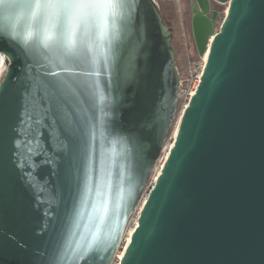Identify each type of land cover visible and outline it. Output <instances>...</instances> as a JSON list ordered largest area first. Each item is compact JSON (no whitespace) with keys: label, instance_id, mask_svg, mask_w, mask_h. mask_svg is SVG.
<instances>
[{"label":"water","instance_id":"water-1","mask_svg":"<svg viewBox=\"0 0 264 264\" xmlns=\"http://www.w3.org/2000/svg\"><path fill=\"white\" fill-rule=\"evenodd\" d=\"M191 2L206 62L120 264H264V0ZM0 24L27 28L21 10ZM83 31L82 63L0 43V264H108L170 133L179 74L155 0H129L102 47Z\"/></svg>","mask_w":264,"mask_h":264},{"label":"snow or ice","instance_id":"snow-or-ice-1","mask_svg":"<svg viewBox=\"0 0 264 264\" xmlns=\"http://www.w3.org/2000/svg\"><path fill=\"white\" fill-rule=\"evenodd\" d=\"M229 3L235 4L236 0H229ZM128 6L129 0H0V10L10 18L16 15L17 10H21L23 18L27 21L26 30H18L13 26L12 30L8 31L0 24V43L8 40L25 51L30 45L39 44L45 49H57L66 53L70 63H82L83 60L73 54L81 47L91 51L85 44L83 30L87 28V37L95 38L102 47L109 22L114 23ZM215 39L213 37V40ZM62 71L71 72L72 69L64 67ZM50 75L55 76L56 73ZM87 75L95 76L99 73L93 71ZM3 83L0 81V122L10 106V100L2 89ZM44 87L46 91L51 89L47 95L51 111V105L58 98L56 90L59 84L49 82ZM3 182V172L0 169V190L3 188Z\"/></svg>","mask_w":264,"mask_h":264},{"label":"built area","instance_id":"built-area-1","mask_svg":"<svg viewBox=\"0 0 264 264\" xmlns=\"http://www.w3.org/2000/svg\"><path fill=\"white\" fill-rule=\"evenodd\" d=\"M206 54L207 53L205 51L203 55H198L195 50L193 52L187 51L184 55L185 63H186L185 74L182 75L181 74L182 71L178 70L179 79H178L177 96H178V107L180 109V113L182 109L188 104V102L190 101L192 95L194 94L200 83L204 65L206 62V56H207ZM173 140H174V131L166 137L152 170V172H154V176L150 181H148V183H146L141 197L144 198L147 192L149 191V189L153 186L157 175L159 174V172L163 167L167 154L169 153V150L172 146ZM134 212L129 216L127 224L125 226V230L108 264H120L128 244L131 229L137 223L139 210L135 215Z\"/></svg>","mask_w":264,"mask_h":264},{"label":"rangeland","instance_id":"rangeland-1","mask_svg":"<svg viewBox=\"0 0 264 264\" xmlns=\"http://www.w3.org/2000/svg\"><path fill=\"white\" fill-rule=\"evenodd\" d=\"M155 2L159 7V10L161 12L162 17L164 18L165 23L172 27V32L174 33L172 44L175 52V64L177 66V69L182 71L181 74L184 75L186 71L184 55L187 51H195L190 30L189 17L184 15V11L182 8V0H155ZM226 7V5H220L216 29L219 27L223 19ZM179 114L180 109L179 107H177L169 134H171L175 130V124ZM153 176L154 172L151 173L148 181H150ZM142 200L143 197L140 198L134 215L137 214L141 206Z\"/></svg>","mask_w":264,"mask_h":264},{"label":"flooded vegetation","instance_id":"flooded-vegetation-1","mask_svg":"<svg viewBox=\"0 0 264 264\" xmlns=\"http://www.w3.org/2000/svg\"><path fill=\"white\" fill-rule=\"evenodd\" d=\"M216 7H217V5H215L213 3L211 4V6H210V8H211L210 9V14L212 13V11L217 9ZM182 8H183V11H184V15L189 17V24H190V30H191V18H192V15H193L192 14V9L193 8L198 9V6H197L196 2L192 3L191 0H182ZM218 15H219V12H218ZM218 15H217L216 21L218 19ZM169 27H171V26H169ZM173 37H174V33H173V36H172L171 44H172V41H173ZM172 46H173V44H172Z\"/></svg>","mask_w":264,"mask_h":264},{"label":"bare ground","instance_id":"bare-ground-1","mask_svg":"<svg viewBox=\"0 0 264 264\" xmlns=\"http://www.w3.org/2000/svg\"><path fill=\"white\" fill-rule=\"evenodd\" d=\"M176 131H177V128L175 127V130H174V136H175V134H176Z\"/></svg>","mask_w":264,"mask_h":264}]
</instances>
